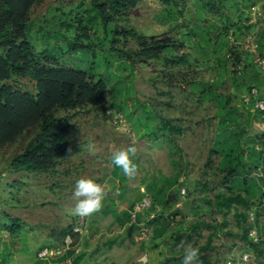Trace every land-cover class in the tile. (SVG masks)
<instances>
[{
	"label": "rangeland",
	"instance_id": "rangeland-1",
	"mask_svg": "<svg viewBox=\"0 0 264 264\" xmlns=\"http://www.w3.org/2000/svg\"><path fill=\"white\" fill-rule=\"evenodd\" d=\"M177 1L178 7L175 9L172 4H164L161 0H142L136 8L129 11L128 20L120 23L133 27L146 36H170L177 40L186 39V31L193 30L197 33L193 37L194 44L186 41L184 49L190 55L191 65L164 64L153 60L148 63L138 61L134 72L129 61L123 57L117 58V52H111L109 46L101 48L99 44L94 46V50L62 53L66 50L67 43L51 33L64 32L65 20L73 21L76 14H83V9L78 7L79 0H44L34 6L28 36L37 50L47 49L58 54L60 63L76 69L88 70L94 66L98 73L111 75L110 86H118L119 90L101 103L100 107L89 106L69 122L71 127L67 137L69 143L74 146V151L69 157L61 160L57 173L15 172L9 168V161L23 149L32 134L24 135L15 144L2 150L0 217L3 212L18 216L22 218L24 227L21 237L15 240L9 237L7 231L0 230V264H55L52 259H39V248L48 244L53 246L56 242L53 234L74 221L77 222L79 218L86 222L84 234H88V238L81 239L78 245L81 252L88 253L82 264H93L95 259H99L103 264H136L141 256L148 257V264H160V258L164 262L163 256L172 253L173 248H178L177 252L183 254V250L178 247L181 241L190 242L197 247L206 243L211 231L206 228L201 231L202 237H195V244L183 235L180 241L173 245L174 240L168 235H163L157 240L158 245L153 246V242L140 237L136 228L128 226L124 230L116 225L111 213L101 211L84 218L70 214V209L75 203L72 198L75 182L81 177H91L98 182L105 172L112 169L111 153L135 143L138 148V173L135 178L130 180L118 170V175L113 172L108 175L109 178H115V183L110 182L109 178L105 182L109 193L107 198L112 195L110 199L118 200L121 195L125 196L127 193L126 197L119 201L116 210L129 207L132 200L144 194V189L147 196L155 199L162 207L169 198L168 188H171L170 194L176 197H171V203L174 205L170 206L172 211L168 214H175L176 210H180L178 218L181 221L178 225L186 229L192 221L200 217H205L211 222L220 220L221 215L204 202V198L213 197L214 193L204 195L197 182L207 179L211 185L216 183V180L219 181L220 177V174L217 178L214 175L216 172L220 173L216 166L219 158L215 165L207 168L208 173L203 174L212 143L219 133V118L215 117V110L220 98L216 96L224 97L234 87L238 94H243L248 74L246 70L245 73L240 72L242 74L236 78L239 74L229 71L227 73L224 68L229 47L235 44L242 50L246 37L234 33V30L219 37L218 30L224 25L227 14L235 19L242 9V18L250 17V22L254 25L251 32L260 40L264 34V0H247L246 5H254L251 8L246 6L243 0H226L225 6L220 11L218 9L217 14L209 12L210 9L203 10V0ZM89 5L94 11L93 5ZM177 9L183 12L178 16L179 26H175L174 19H165L168 12ZM202 18L206 21H202ZM201 27L211 32L216 45L206 43ZM76 32L77 29L72 30L67 36L72 37ZM89 32L94 37L93 42L98 44L102 32H98L97 28L90 29ZM117 45L122 46L123 42ZM126 47H137L136 40L128 39ZM166 56L171 57L172 52L167 51ZM109 60H112L111 64H108ZM227 65L229 70L232 69L231 61H227ZM34 84L28 77L21 80V87L33 93L36 91ZM206 85L217 91L216 95L204 93L208 96L207 99L215 98V102H209L207 99L199 102V94ZM122 105L124 111L118 112V107ZM160 117L173 119L182 125L184 134L173 141L164 137L158 141L153 140L150 133L160 126ZM263 131L262 118L256 119L249 129L250 134H261ZM89 144L95 145L94 154L88 151ZM120 183L123 185L120 186ZM157 185L161 187L157 188ZM149 186H154L152 191L147 189ZM184 188L186 191L182 193ZM110 199H107L108 206L114 213ZM196 204L198 207L195 211ZM159 208L160 206H156L146 210L145 217L154 215ZM129 210L128 208L126 211ZM232 220L230 215V222ZM230 229L233 233L239 232L233 222ZM116 234L124 237L123 244L102 254L95 251L99 242ZM88 242L90 246L87 244L84 247ZM213 246L214 250L204 253L213 264H226L228 258L237 259L244 253L250 254L247 264H264V255L258 259L238 237L220 235L214 238ZM197 264L202 263L198 261Z\"/></svg>",
	"mask_w": 264,
	"mask_h": 264
},
{
	"label": "trees",
	"instance_id": "trees-1",
	"mask_svg": "<svg viewBox=\"0 0 264 264\" xmlns=\"http://www.w3.org/2000/svg\"><path fill=\"white\" fill-rule=\"evenodd\" d=\"M43 1L0 0V153L6 146L15 144L24 135L32 134L23 149L9 161V168L15 172L57 173V166L61 160L69 157L74 151V146L69 143L67 137L71 127L69 122L89 106L100 107L101 103L119 90L118 86H110L111 75L105 76L98 73L96 67L93 66L88 70L76 69L60 63L58 54L49 52L47 49L39 51L35 48L29 39L28 28L30 24L32 25V9ZM141 1L79 0L78 7L83 9V14H76L73 21L65 20L63 23L65 25L64 32L51 34L59 36L67 43L66 50H63L62 53L88 51L99 44L101 48L109 46L111 52H117L115 53L117 58L123 57L129 61L133 72L136 70L138 61L148 63L153 60L164 64L191 65L190 55L184 49L187 45L186 41L194 44L193 37L197 33L193 30L186 31V39L177 40L170 36L163 38L155 35L146 36L137 32L133 27L120 23L123 20H128L129 11L136 8ZM161 1L164 4H172L175 9L178 7L177 0ZM225 1L203 0L201 8L208 11L210 9L209 12L217 14L225 6ZM243 1L246 5L247 0ZM89 4L93 5L94 11L89 8ZM246 6L251 8L254 5L247 4ZM182 13L178 9L173 10L166 14L165 19H174L175 26H179L178 16H181ZM243 13L244 11L241 9L235 19L227 14L224 25L218 30V36L228 35L231 30L245 37L252 33L254 25L250 22L249 16L242 18ZM202 21H206L205 18H202ZM93 28L102 32L98 44L93 42L94 37L89 32ZM75 29L78 30L76 35L67 36ZM202 30L206 43L216 45L211 32L204 28ZM82 38L87 40L83 41ZM130 38L136 40L137 47H126ZM256 41L258 51L264 55V34L260 40L257 36ZM120 42H123L122 46L117 45ZM167 51L172 52V56L169 58L166 56ZM228 52L225 58V72L237 73L239 75L236 78H238L242 74L240 72L247 70L248 76L243 94H238L234 87L228 95L216 96L220 98L215 110V117L219 118L217 125L219 133L212 143L205 167L206 173H208L207 168L215 165L219 158L216 166L219 174L222 175L218 183L221 191L215 193L212 191L215 188L208 189L210 193L214 192V195L204 198V202L221 215V220L211 222L205 217H200L192 221L185 229L178 225L181 221L178 218L180 210H176L175 214L166 212L172 201L169 199L163 203L162 208L156 210L154 217L148 221V226L152 229L149 241L153 242V246L158 245L156 240L163 235L170 236L174 240L173 245H176L183 235L195 244V236L196 238L202 237L203 228L212 230L211 235L207 237L206 244L199 246V261L202 264H213L204 253L215 249L213 240L220 235L230 238L239 236L258 259L264 255V223H262L264 218V131L261 134H250L249 132L256 119L262 118V122H264V113L252 110L256 98L252 97L249 104L243 102V96L249 94L253 87L259 90L257 99L264 100V73L256 66L253 53L248 50L244 48L241 50L233 44L229 47ZM95 54L96 52H94ZM111 61L109 60L108 64H111ZM227 61L232 62L230 70ZM27 77L35 82V93L21 87V80ZM118 83L120 84V82ZM204 93L216 95L217 91H214L212 86H204L199 94V102L207 99L208 96H205ZM207 101L215 102L216 99L212 97ZM121 111H124L123 105L118 107V112ZM234 127L236 129H233ZM183 134L182 125L177 124L173 119L163 117H160V126L156 128V131L150 133L151 137L153 136L152 139L156 141L162 137L173 141ZM111 164L112 169L105 172L104 176L98 180V183L104 187L106 195L109 194L105 184L109 173L113 172L118 175V170H120L112 162ZM110 178L108 180L115 183V179ZM180 185L182 184L180 183ZM209 185L210 181L206 183L207 187ZM175 197L176 195L172 194V198L175 199ZM107 199L109 198L106 196L103 208L104 213L109 214L111 209ZM152 202L151 208L153 209L158 202L153 198ZM133 206L131 210L122 213V215L116 213V219L122 226L130 223L138 229L131 223ZM194 209L196 210V206ZM242 209H245V212L240 211ZM251 213L254 215L252 222L249 220ZM230 215L234 218L235 224L242 228L240 235L233 233L230 229L228 219ZM76 224L77 222L74 221L56 234L54 233L56 242L52 245L62 244L70 234L77 237L73 233ZM23 227L24 222L18 216L3 212L0 217V230L7 231L13 240L21 237ZM252 227L259 230V232L257 231L258 235H261L257 242L248 233ZM53 246L43 245L37 253L45 247ZM87 254V252H80L75 255L69 251L66 256L55 259L53 262L67 264L64 261L68 256H71L72 264H82L86 260ZM175 261L183 264L182 257L179 260L174 255L166 258L162 264H170ZM93 264L98 263L93 262Z\"/></svg>",
	"mask_w": 264,
	"mask_h": 264
},
{
	"label": "built area",
	"instance_id": "built-area-1",
	"mask_svg": "<svg viewBox=\"0 0 264 264\" xmlns=\"http://www.w3.org/2000/svg\"><path fill=\"white\" fill-rule=\"evenodd\" d=\"M256 39L257 36L254 33H249L246 36V44L244 46V49L253 53L254 63L256 64V66H258L261 72L264 73V55L258 51V44ZM258 95H259V90L256 87H253L249 94L243 96V102L249 104L252 97L256 98L252 110L254 111L258 110L264 113V100L259 98L257 99ZM2 179H3V174L0 172V181ZM185 191L186 189L184 188L182 190V193H185ZM152 205L153 202L151 197L149 196L143 197L137 202H135L131 213V223L138 228L137 230L140 234V237L146 239L145 241H148L151 237L152 229L150 226H148V221L154 217L155 213L154 215H150L148 217H145L144 214L146 210L152 207ZM249 220L250 222L254 221L253 213L250 214ZM85 224L86 222H84L79 218L77 224L73 229V233L77 235V237L76 236L74 237L72 234L68 235L62 244L53 247H45L42 250H40L38 253V257L42 260L44 259L55 260L66 256L69 251L73 252L75 255L79 254L81 252V247H79L78 245H79V241L82 239L81 237L84 234ZM248 233L255 242L259 241L260 237L255 227L250 228ZM249 259H250V254L244 253L238 259H234L233 257H230L227 260V264H247ZM64 262L67 264H72V257L68 256Z\"/></svg>",
	"mask_w": 264,
	"mask_h": 264
},
{
	"label": "clouds",
	"instance_id": "clouds-1",
	"mask_svg": "<svg viewBox=\"0 0 264 264\" xmlns=\"http://www.w3.org/2000/svg\"><path fill=\"white\" fill-rule=\"evenodd\" d=\"M69 151L71 150L69 149ZM88 151L94 154L96 151L95 145L89 144ZM137 157L138 148L135 143H132L111 153V162L121 170L125 177L131 180L138 173ZM105 197V189L100 183L91 177H81L75 182L74 191L72 192L75 203L70 209V214L81 218L97 214L103 210ZM178 247L183 250V264H197L200 257L199 247L185 241H181ZM136 264H148V257H139Z\"/></svg>",
	"mask_w": 264,
	"mask_h": 264
},
{
	"label": "crops",
	"instance_id": "crops-1",
	"mask_svg": "<svg viewBox=\"0 0 264 264\" xmlns=\"http://www.w3.org/2000/svg\"><path fill=\"white\" fill-rule=\"evenodd\" d=\"M203 174H206V170H204L203 171ZM214 175H216V178H217V175H219V173H215ZM221 174H220V177H219V181H220V178H221ZM184 178H186V177H184ZM111 179V178H110ZM115 179V178H114ZM209 179V178H208ZM180 181H181V179H180ZM201 181V183L199 184V187H200V189L202 190V192H203V194L205 195V194H208V193H210V191L208 190V189H212V188H215L214 190H212V191H214L215 193H218V192H220L221 191V189L219 188V186H218V183H219V181L218 180H216V183L215 182H213L211 185H209L208 187L206 186V183L209 181V180H207V179H204L203 181L202 180H200ZM116 182V181H115ZM107 185V184H106ZM123 184L122 183H120V186H122ZM216 186H217V188H216ZM159 187H161V185H157V188H159ZM126 188H128V187H126ZM148 188H150L151 190L150 191H152V189L154 188V186H149V187H147V189ZM144 188H142V190H143ZM149 191V190H148ZM172 190H171V188H168V194H169V198L167 199V200H172L171 199V197H172V194H170V192H171ZM209 191V192H208ZM147 191L144 189V191H143V193L144 194H142L138 199H134V200H132L131 201V203L129 204V207H127V208H123V209H121L120 211L119 210H116V207H118V205L120 204L119 203V201H121L122 199H124L125 197H126V195H127V193H126V195L125 196H123V195H121L120 196V198L117 200V198L116 199H110L111 198V196H109L108 198L110 199V201H111V204H113V205H111L112 207H114L113 208V210H114V213L112 212V208H110L111 210H110V213L113 215L112 217L114 218L113 220L115 221L114 223L116 224V225H118V226H120V227H122V228H124V230L129 226H132L133 227V225H131L130 223H128V224H125V225H121V224H119V222L117 221V219H116V213H118V215H119V213H121V212H124V211H126L128 208L131 210V208H132V206H133V204L135 203V202H137L138 200H140L141 198H143V197H145V196H147L148 194L146 193ZM213 192V193H214ZM152 193H155V192H152ZM166 200V201H167ZM104 201H106V197H105V200ZM172 202V201H171ZM107 203L109 204V201H107ZM159 204V203H158ZM172 205V203L170 204V206ZM160 206V208H162L161 207V205L159 204V205H157V208ZM170 206L167 208V210H166V212L167 213H170L171 211H172V209H170ZM196 206V208L198 207V205L196 204L195 205ZM159 208V209H160ZM150 209H152V208H150ZM197 210V209H196ZM195 210V211H196ZM102 211H104V208H103V210ZM240 211H242V212H245V209H242V210H240ZM148 212V211H147ZM148 214H150V212L148 213ZM145 215V214H144ZM147 216H149V215H147ZM196 219H198V218H196ZM229 221H230V216H229ZM220 220H221V218H220ZM219 220V221H220ZM232 222H233V224H235V221H234V218H233V220H232ZM232 222H230V228H231V224H232ZM236 225V224H235ZM236 227L238 228V230H239V232L237 233L238 235H240L241 233V227L239 226V225H236ZM211 233H212V230L210 231V233L208 234V235H211ZM84 237H86V238H88V234H87V232H86V234H83V236H82V238H84ZM196 237V236H195ZM208 237V236H207ZM238 238L241 240V237H239L238 236ZM158 240V239H157ZM157 240H156V242H157ZM90 241V240H89ZM125 242V239H124V237H121V235L119 234H116V235H110L108 238H106L104 241H102V242H99V244H97V246L96 247H98L97 248V250H95L96 252L98 251V253H105V252H109V251H112L115 247H117V246H120L121 244H123ZM170 244H172V242L170 241L169 242ZM87 244H89V242L88 243H86V244H84V247H86L85 245H87ZM206 244V243H205ZM204 244V245H205ZM90 246V244L88 245V247ZM200 246H202V244L200 245ZM199 247V246H198ZM100 248H101V250H100ZM88 250V249H87ZM177 250H179L178 248H173L172 249V253H170V254H168L167 253V255L166 256H163L165 259L166 258H170V257H172L173 255L177 258V259H179L180 260V258L182 257V254L180 253V252H177ZM160 252H161V250H160ZM93 254H94V252H93ZM104 259H106L107 260V257H105ZM160 264L162 263V258H160ZM93 262H96V263H98V264H103V262L102 261H100L99 259H95V260H93ZM114 262H112L111 264H113Z\"/></svg>",
	"mask_w": 264,
	"mask_h": 264
}]
</instances>
